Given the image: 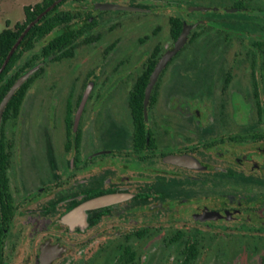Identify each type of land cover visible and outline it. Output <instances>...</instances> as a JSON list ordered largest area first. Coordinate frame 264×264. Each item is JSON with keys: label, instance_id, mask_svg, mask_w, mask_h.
<instances>
[{"label": "flooded vegetation", "instance_id": "af4514ba", "mask_svg": "<svg viewBox=\"0 0 264 264\" xmlns=\"http://www.w3.org/2000/svg\"><path fill=\"white\" fill-rule=\"evenodd\" d=\"M53 4L60 23L8 74L44 62L1 124L4 264L8 241L11 264H264V0ZM30 131L43 159L25 170Z\"/></svg>", "mask_w": 264, "mask_h": 264}, {"label": "trees", "instance_id": "16d2710c", "mask_svg": "<svg viewBox=\"0 0 264 264\" xmlns=\"http://www.w3.org/2000/svg\"><path fill=\"white\" fill-rule=\"evenodd\" d=\"M55 0H42L35 6H28L24 9L25 21L17 23L14 28H7L0 32V68L4 64L10 51L14 47L17 40L20 38L27 26L33 22L41 13L48 9ZM56 8L46 14L25 36L18 49L11 57L5 70L0 75V103L20 76L15 75L8 80V74L15 69L20 62L21 55L32 49L36 44L46 37L59 23L60 20L55 18ZM50 53V52H49ZM48 54V52L46 53ZM26 86H23L11 99L6 111L4 119L17 118L21 107ZM10 156L6 153L3 146V139L0 138V190H1V205H0V264H4L2 246L5 238V231L8 230L13 216V201L9 190L8 167Z\"/></svg>", "mask_w": 264, "mask_h": 264}, {"label": "water", "instance_id": "95a60500", "mask_svg": "<svg viewBox=\"0 0 264 264\" xmlns=\"http://www.w3.org/2000/svg\"><path fill=\"white\" fill-rule=\"evenodd\" d=\"M56 4L51 5L48 9H46L43 13H41L33 22H31L27 28L25 29V31L22 33V35L20 36V38L17 40V42L15 43L14 47L12 48V50L10 51L8 57L6 58L4 64L2 65V67L0 68V75L2 74V72L5 70L7 64L9 63L11 57L13 56V54L15 53V51L18 49V47L20 46L21 42L23 41V39L25 38V36L28 34V32L46 15L48 14L54 7ZM61 33L55 34V35H51L48 40L53 39L54 37L60 35ZM185 38L182 37L175 45V47L169 52L167 53V55L162 59L161 63L159 64V66L156 68L152 78H151V82L147 88V96H146V107L148 104V100H149V96L151 93V90L156 82V79L160 73V71L162 70L163 66L165 65V63L167 62V60H169L180 48L181 46L184 44ZM42 65H44L43 63L38 64L37 66H35L34 68H32L31 70H29L28 72H26L25 74H23L22 76H20L18 78V80L16 81V83L12 86V88L10 89V91L7 93V95L4 97V99L2 100L1 104H0V130H1V124H2V120H3V116H4V112L9 104V102L11 101V99L13 98V96L16 94V92H18V90L29 80V78H31L41 67ZM120 198V196H101L98 197L96 199L87 201L85 203H82L78 208L75 209V213L79 214L82 213L86 210H93V209H97L100 207H103L105 205L111 204L116 202L118 199ZM82 215V214H79ZM52 261L51 257H49L48 255L43 256V262L44 264H50Z\"/></svg>", "mask_w": 264, "mask_h": 264}, {"label": "rangeland", "instance_id": "374dc122", "mask_svg": "<svg viewBox=\"0 0 264 264\" xmlns=\"http://www.w3.org/2000/svg\"><path fill=\"white\" fill-rule=\"evenodd\" d=\"M41 1L42 0H0V32H2L3 30L9 27L14 28L17 23H23L25 21L24 9L28 6H35ZM28 115L29 113H27V116ZM28 133L29 135L25 136L26 140L24 139L25 140L24 147L20 154L22 160L26 163L25 170L31 160H34L36 158V160L34 161L38 162L43 159L42 158L43 156L40 153V149L38 147H36V149L34 148L36 144L38 145L37 143L38 137H36L37 134L34 133L32 135V131ZM25 177H27V179L22 178L24 179L22 181L26 182L27 180L30 182L32 180V182H37L41 178V175H37L36 177V174H34L30 177V174L27 172V175ZM8 242H10L11 244L13 241H8ZM10 244L7 243L6 245L5 264L12 263L11 252L9 251ZM8 258H9V262H8Z\"/></svg>", "mask_w": 264, "mask_h": 264}]
</instances>
